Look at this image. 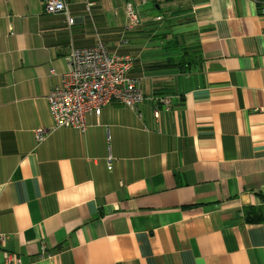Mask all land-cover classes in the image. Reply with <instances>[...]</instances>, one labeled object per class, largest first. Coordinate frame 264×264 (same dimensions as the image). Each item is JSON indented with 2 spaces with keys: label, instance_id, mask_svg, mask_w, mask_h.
Returning a JSON list of instances; mask_svg holds the SVG:
<instances>
[{
  "label": "crops",
  "instance_id": "crops-1",
  "mask_svg": "<svg viewBox=\"0 0 264 264\" xmlns=\"http://www.w3.org/2000/svg\"><path fill=\"white\" fill-rule=\"evenodd\" d=\"M91 1L70 25L0 0V264H264V0H181L171 23L173 2ZM99 40L133 58L141 115L57 128L48 95Z\"/></svg>",
  "mask_w": 264,
  "mask_h": 264
},
{
  "label": "built area",
  "instance_id": "built-area-1",
  "mask_svg": "<svg viewBox=\"0 0 264 264\" xmlns=\"http://www.w3.org/2000/svg\"><path fill=\"white\" fill-rule=\"evenodd\" d=\"M42 2L46 13H65L68 23H74L75 19L69 14L66 0ZM96 4L95 1L87 0L88 9ZM126 14V30L140 24V16L133 3H127ZM67 60L68 69L61 74L62 83L54 86L47 98L57 128H73L85 133L88 128L87 114L94 112L100 115L103 107L112 101H119L141 115L140 104L145 97L139 78L130 75L133 66L131 56L111 55L105 41L99 40L88 48L71 49ZM159 116L157 110L155 117ZM46 132L45 128L36 129L37 141H43ZM107 161L111 169L113 157L109 155ZM3 257L8 264L13 261L8 252H3ZM14 262L21 264L17 259Z\"/></svg>",
  "mask_w": 264,
  "mask_h": 264
},
{
  "label": "rangeland",
  "instance_id": "rangeland-1",
  "mask_svg": "<svg viewBox=\"0 0 264 264\" xmlns=\"http://www.w3.org/2000/svg\"><path fill=\"white\" fill-rule=\"evenodd\" d=\"M158 1L161 3V5H163V4H171L172 2L174 3V4L171 5V7H169V9L165 8V10H163V12H165V13L167 12L166 14L170 17V21H168V23H169V22L171 23V21L173 20V19L171 18V16H172V14H171V10H172V8H173V9H174V8H177L181 0H158ZM151 6H152V5H151ZM140 7H143V6H140ZM140 7H139V8H140ZM139 11H140V14L143 15V16L146 14L147 11L151 12V13L154 14L155 16H157V15L159 14V12H157L156 10H153L152 7H150L149 9H145V8L143 7L142 11H141V8H140ZM163 14H164V13H163Z\"/></svg>",
  "mask_w": 264,
  "mask_h": 264
},
{
  "label": "trees",
  "instance_id": "trees-1",
  "mask_svg": "<svg viewBox=\"0 0 264 264\" xmlns=\"http://www.w3.org/2000/svg\"><path fill=\"white\" fill-rule=\"evenodd\" d=\"M160 8V5L157 3L156 0H153V10H157Z\"/></svg>",
  "mask_w": 264,
  "mask_h": 264
}]
</instances>
